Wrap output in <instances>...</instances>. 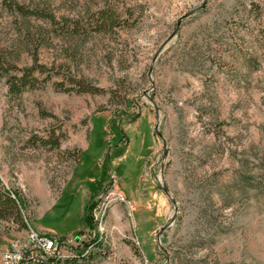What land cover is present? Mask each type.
Masks as SVG:
<instances>
[{
	"label": "rangeland",
	"instance_id": "obj_1",
	"mask_svg": "<svg viewBox=\"0 0 264 264\" xmlns=\"http://www.w3.org/2000/svg\"><path fill=\"white\" fill-rule=\"evenodd\" d=\"M257 1L260 15L249 0H0L12 74L45 70L18 95L0 76V181L26 199L27 225L0 222V254L31 228L57 240V264H264ZM6 2L47 3L57 22ZM107 9L135 22L62 28ZM71 79L101 92L68 90ZM52 130L57 148L34 143Z\"/></svg>",
	"mask_w": 264,
	"mask_h": 264
},
{
	"label": "trees",
	"instance_id": "obj_2",
	"mask_svg": "<svg viewBox=\"0 0 264 264\" xmlns=\"http://www.w3.org/2000/svg\"><path fill=\"white\" fill-rule=\"evenodd\" d=\"M249 4L250 9L248 11L251 13H256V15H260L259 10H261V6L259 5V2L257 0H249ZM6 6L10 8L11 11L19 14L21 17L34 16L36 19L47 21L50 24H56L57 22L54 14L48 9L47 3L40 5L38 4L34 8L25 7L15 2H6ZM126 16V18H122V14L113 9L101 10L97 13L93 12L88 14V25L85 27L81 25V19L76 18L71 19L70 21L63 19L62 28H71L69 33L77 31L75 33L82 32V34H87L93 31H111L114 30V28L131 26V24L135 22L134 20L130 19L133 17L132 13H128V11H126ZM36 38L35 46L38 47L42 40L38 34L36 35ZM213 40L218 41L219 38L217 39L213 37ZM6 56V53H2L0 51V76L6 77L7 84L9 85V92L14 95H18L25 88L36 87L38 83L32 77V73L36 70L40 73H44V67L37 64V61L35 60L32 66L21 69L19 75H13L12 71H16V67L13 65V63L9 62V56ZM70 84L72 87H70L71 89L68 90L75 89L78 92L90 93L101 92L99 89H96L95 87H92L81 80L71 79ZM132 104V100H124L125 107L127 106L128 108V106ZM120 115L130 117L129 122L135 121L139 116L137 113L133 115H131V113H121ZM34 143L41 145L44 148H57L59 145V136H57L52 130L48 133V136L45 139L36 137ZM78 156L79 154H77V158ZM23 206H26V199L22 197L20 191L17 189L7 188L0 181V222L6 224H16L19 229L26 228L27 225L21 213ZM79 253L81 254L82 252L79 251ZM93 257L94 256H92V258Z\"/></svg>",
	"mask_w": 264,
	"mask_h": 264
},
{
	"label": "built area",
	"instance_id": "obj_3",
	"mask_svg": "<svg viewBox=\"0 0 264 264\" xmlns=\"http://www.w3.org/2000/svg\"><path fill=\"white\" fill-rule=\"evenodd\" d=\"M62 257L56 239L29 228L24 240L14 241L0 254V264H57Z\"/></svg>",
	"mask_w": 264,
	"mask_h": 264
},
{
	"label": "water",
	"instance_id": "obj_4",
	"mask_svg": "<svg viewBox=\"0 0 264 264\" xmlns=\"http://www.w3.org/2000/svg\"><path fill=\"white\" fill-rule=\"evenodd\" d=\"M192 12H193V11H192ZM164 191L167 193L166 188H164ZM169 225H170V223L164 225L162 228L159 229L158 233L160 234V232H161L162 230L166 229Z\"/></svg>",
	"mask_w": 264,
	"mask_h": 264
}]
</instances>
